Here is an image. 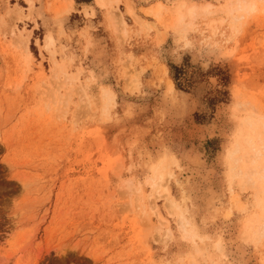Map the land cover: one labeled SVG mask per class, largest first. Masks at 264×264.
Segmentation results:
<instances>
[{"label":"rangeland","instance_id":"1","mask_svg":"<svg viewBox=\"0 0 264 264\" xmlns=\"http://www.w3.org/2000/svg\"><path fill=\"white\" fill-rule=\"evenodd\" d=\"M43 2L0 0V264H264V184L243 162L264 122V13L181 38L184 0ZM163 163L178 211L152 208Z\"/></svg>","mask_w":264,"mask_h":264},{"label":"clouds","instance_id":"2","mask_svg":"<svg viewBox=\"0 0 264 264\" xmlns=\"http://www.w3.org/2000/svg\"><path fill=\"white\" fill-rule=\"evenodd\" d=\"M261 13H264V0H225L219 5L209 3V0H184L175 13L173 23L181 38L197 31L200 22L210 18L214 25L238 35L251 18ZM190 46L185 44V48Z\"/></svg>","mask_w":264,"mask_h":264},{"label":"bare ground","instance_id":"3","mask_svg":"<svg viewBox=\"0 0 264 264\" xmlns=\"http://www.w3.org/2000/svg\"><path fill=\"white\" fill-rule=\"evenodd\" d=\"M97 2L102 7H105V6H107L109 4V0H97ZM31 3L33 4L32 0H31ZM127 8H128L129 13L134 15V6L132 5V3H128V7ZM161 9H165V7H164V5L161 2H158L155 5V7L146 8L145 12L147 14H150V15L152 14L154 16L155 15L157 16V15H159L162 12ZM69 10H70V7H66L65 8V11H69ZM171 25L174 26V23L172 22ZM52 45H53V41H52V38L49 36L47 38V40H46L45 48L46 49H50ZM214 81H215V79H214ZM104 95L105 96H109L110 95V91L105 89L104 90ZM260 123H261L262 131L260 130L259 132H257V138H256L257 141H259V142L255 144L254 141H250L248 143L249 150L252 152V154L250 156H248L247 155V152H248L247 150L248 149L244 150L245 161H243V162L247 165V166L244 165V166H246L245 179L251 184L260 183L259 181H261L264 184V139L261 137V135L264 133V122L260 121ZM256 129L258 130V128H256ZM245 146H247V145H245ZM240 150H241V147L238 145L235 148L234 153H238ZM234 160H235V162L237 164H239V160L238 159H234ZM251 164L253 165L252 169H250L251 168L250 167ZM169 173H170V175H169ZM172 176H173V173L170 170L169 165L167 163L166 164L163 163V164L158 165L156 167V169L154 171V176L149 179V181H150L149 183H151V185L153 187V191L149 195L150 201L152 202V208L153 209L155 208L156 200L158 198L162 197V196H164V198L166 196V198H167V200H168V202L170 204L169 207H171L172 210L174 209L173 211H175V209H176V211H178L179 208H177V207H179V206L175 203V201H173L169 197L170 189H169V186H168V182L172 178ZM160 177H162V179H158ZM153 185H155V186H153ZM171 208H169V209H171ZM178 213H179V215L178 214L177 215L180 217L181 214H180V212H178ZM159 217L161 218V215H159ZM180 227H181L183 233L186 234L185 225L183 224L182 221L180 223ZM260 229H261V231L260 230L259 231L262 232V234H264V223L262 224Z\"/></svg>","mask_w":264,"mask_h":264},{"label":"crops","instance_id":"4","mask_svg":"<svg viewBox=\"0 0 264 264\" xmlns=\"http://www.w3.org/2000/svg\"><path fill=\"white\" fill-rule=\"evenodd\" d=\"M33 1V0H32ZM42 0H40L41 2ZM43 7L40 8V11L44 14H47L48 12V4H49V1H51L50 3L52 5H54L57 9H59L62 13H66L67 15H72L73 13H75L76 10L80 11L81 13L84 11V6H87V7H92L94 12H95V15H96V12H97V6L99 5L97 0H92L96 6L92 5V3L90 2H86V3H83V4H79V3H76L74 0H43ZM29 2V1H28ZM39 0H36L35 3H34V6H35V9L38 8L39 6ZM66 7H70V10L69 11H65V8ZM72 8V9H71ZM81 8V9H80ZM59 11V13H60ZM89 12H91V10H89ZM66 16V15H64Z\"/></svg>","mask_w":264,"mask_h":264},{"label":"snow or ice","instance_id":"5","mask_svg":"<svg viewBox=\"0 0 264 264\" xmlns=\"http://www.w3.org/2000/svg\"><path fill=\"white\" fill-rule=\"evenodd\" d=\"M26 8H27V10L29 11V12H32V10H33V8H34V5L31 3V0H29V3L26 5ZM24 9H20V11H23ZM34 14V13H33ZM31 16H29V19L31 20ZM40 19H42V17L41 16H36V20H40ZM33 42H35L34 40H33ZM169 175H170V173H169ZM158 179H162V177H160V178H158ZM153 186H155V185H153Z\"/></svg>","mask_w":264,"mask_h":264}]
</instances>
